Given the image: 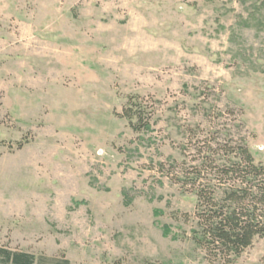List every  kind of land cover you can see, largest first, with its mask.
<instances>
[{
	"label": "rangeland",
	"instance_id": "rangeland-1",
	"mask_svg": "<svg viewBox=\"0 0 264 264\" xmlns=\"http://www.w3.org/2000/svg\"><path fill=\"white\" fill-rule=\"evenodd\" d=\"M240 147L264 167V0H0V248L218 264L192 182L220 196ZM263 256L264 235L234 264Z\"/></svg>",
	"mask_w": 264,
	"mask_h": 264
},
{
	"label": "trees",
	"instance_id": "trees-1",
	"mask_svg": "<svg viewBox=\"0 0 264 264\" xmlns=\"http://www.w3.org/2000/svg\"><path fill=\"white\" fill-rule=\"evenodd\" d=\"M136 107L129 98L122 116L136 119L133 128L139 131L147 128L149 121ZM239 149L234 160L223 162L220 168L215 166L216 183L223 187L220 196L213 188L205 187L206 176L198 174L192 182L197 224V229L192 230L193 241L206 252L208 260L218 264H234L255 237L264 235V167L254 162L247 148ZM34 262L32 254L0 248V264ZM53 262L69 264L67 259ZM261 262L264 264V256Z\"/></svg>",
	"mask_w": 264,
	"mask_h": 264
}]
</instances>
